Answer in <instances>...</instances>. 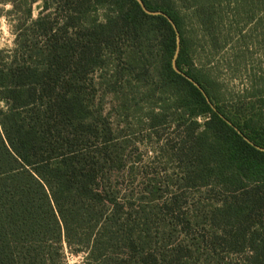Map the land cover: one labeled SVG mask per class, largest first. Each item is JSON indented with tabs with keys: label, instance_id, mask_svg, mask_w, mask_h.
<instances>
[{
	"label": "trees",
	"instance_id": "1",
	"mask_svg": "<svg viewBox=\"0 0 264 264\" xmlns=\"http://www.w3.org/2000/svg\"><path fill=\"white\" fill-rule=\"evenodd\" d=\"M143 1L175 22L177 67L218 112L173 70L177 36L169 20L147 15L136 0H0V17L15 36L14 49L0 50V264H67V251L83 255L81 264H197L196 252L206 253L202 264H217L221 253L239 257L238 264H264V152L220 116L264 148V80L249 102L228 106L196 63L200 47L218 51L229 43L224 37L216 47L211 32L224 25V4L232 5L234 21L227 31L237 29L244 43L238 25L257 7L264 21V0ZM189 19L203 36H188ZM237 44L236 61L244 48ZM137 91L150 104L148 129L176 123L181 131L168 152L178 163V185L226 196L204 210L211 230L203 242L171 241L166 214L180 209L177 196L147 210L113 183L125 148L96 101L101 92L114 95L134 111L128 103ZM201 216L189 227L199 228Z\"/></svg>",
	"mask_w": 264,
	"mask_h": 264
},
{
	"label": "rangeland",
	"instance_id": "2",
	"mask_svg": "<svg viewBox=\"0 0 264 264\" xmlns=\"http://www.w3.org/2000/svg\"><path fill=\"white\" fill-rule=\"evenodd\" d=\"M231 6L228 8L226 4L222 6L224 10L220 13L219 21H222L224 25L217 23L216 29L211 30L220 42L216 47L224 46L220 45L225 42L224 37L228 40V45L225 49L222 47L218 51L214 50L215 45L212 44L213 49L209 46L200 47L196 60L198 68H202L207 76L215 80L228 106L237 104L241 98L249 102L250 98L248 100L247 98L252 94L253 87L263 86L257 83H262L264 80L263 13L257 7L254 12L250 11L251 13L244 17L243 23L238 25L245 36L243 43V39L238 37L237 29L232 32L227 31V27L234 23L231 19ZM249 9L251 8L248 7ZM41 10L42 3L34 6V19L39 17ZM186 25L188 36L204 35L195 21L189 19ZM237 40H240L244 46L240 54L241 59L238 61L234 58L239 47ZM14 47L15 36L9 21L4 18L3 23H0V50H12ZM101 93L97 98L95 109L102 114L106 125L113 130L114 137L119 143H123L125 148L124 169L116 174L113 182L120 189L121 196L129 198L136 207L143 205L147 210L152 209L149 207L163 208L171 196H177L180 209L174 207V212L168 214H166L167 210H164V215H167L166 225L173 228V231L168 230V234H172L171 241L180 242L187 247H190L194 238H197V242H203L202 237L211 230L210 223L204 218V210L208 208V204H220L225 200V194L218 189L207 193L206 189H187L178 185L176 181L180 174L178 163L170 159L168 152L172 153L177 147L181 131L176 123H171L157 133L146 127L150 104L142 91L131 94L136 96V101L131 99L132 102L128 105H136L134 111L122 108L117 96ZM156 104L155 102L153 106L160 108L163 102ZM157 110L155 112H158ZM199 123L203 121L199 120ZM200 212L202 216L199 228L195 226L190 228L189 222L195 224L193 216H198ZM158 222L159 220L155 221L154 226L158 225ZM196 253H198L197 256H201L197 264H202L206 253ZM222 254L218 255L220 262L217 264H238L240 261L239 257ZM83 260V255L76 256L67 251V264H81Z\"/></svg>",
	"mask_w": 264,
	"mask_h": 264
},
{
	"label": "water",
	"instance_id": "3",
	"mask_svg": "<svg viewBox=\"0 0 264 264\" xmlns=\"http://www.w3.org/2000/svg\"><path fill=\"white\" fill-rule=\"evenodd\" d=\"M136 1L140 4L142 10H143L147 15H149V16H163V17H165V18H167V19L169 20V22H170V24L172 25L173 30L175 31L176 36H177V48H176V54H175V57H174V60H173V65H172L173 70H174L177 74L183 76V77L186 78L189 82H191V83H192V84H193V85H194V86H195V87H196V88H197V89L203 94V96L206 98L207 102L211 105L212 109H213L215 112H218L217 109H216V108L213 106V104L211 103V101H210L208 95L206 94V92L204 91V89L199 85V83H197L193 78H191L190 76H188L186 73L181 72V71L178 69V67H177V59H178V56H179V53H180V49H181V36H180V32H179V30H178L177 25L175 24V22H174L172 19H170L169 16H168L167 14H165V13H163V12H154V11L149 10V9L146 7V5H145V3H144L143 0H136ZM220 116H221V118H222V119H223L228 125H230L232 128H234L235 131H236L239 135H241L247 143H249L250 145H252V146L255 147L256 149H258V150L264 152V148H261V147L255 145V144H254L249 138H247V137H246V136H245V135H244V134H243V133L237 128V127H235V126L232 124V122H230L228 119H226L223 115L220 114Z\"/></svg>",
	"mask_w": 264,
	"mask_h": 264
},
{
	"label": "clouds",
	"instance_id": "4",
	"mask_svg": "<svg viewBox=\"0 0 264 264\" xmlns=\"http://www.w3.org/2000/svg\"><path fill=\"white\" fill-rule=\"evenodd\" d=\"M4 7H6V8H11L12 5H11V4H7V5H4ZM3 19H4V18L0 17V23H3Z\"/></svg>",
	"mask_w": 264,
	"mask_h": 264
}]
</instances>
